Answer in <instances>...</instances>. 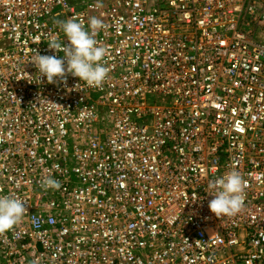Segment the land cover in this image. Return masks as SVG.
<instances>
[{
  "label": "built area",
  "instance_id": "built-area-1",
  "mask_svg": "<svg viewBox=\"0 0 264 264\" xmlns=\"http://www.w3.org/2000/svg\"><path fill=\"white\" fill-rule=\"evenodd\" d=\"M91 17L103 85L36 82L34 52ZM230 171L244 204L217 217ZM4 195L27 214L0 264H264V0H0Z\"/></svg>",
  "mask_w": 264,
  "mask_h": 264
},
{
  "label": "clouds",
  "instance_id": "clouds-1",
  "mask_svg": "<svg viewBox=\"0 0 264 264\" xmlns=\"http://www.w3.org/2000/svg\"><path fill=\"white\" fill-rule=\"evenodd\" d=\"M103 27V21L98 17H91L87 28L76 18L61 22L60 29L67 44L58 39L47 43L50 49L62 52L63 56L58 58L34 52L30 61L39 73L36 82L46 78L48 83H54L57 79L64 80L66 74H71L88 87H101L110 71L105 63L108 49L95 39L97 32ZM42 184L45 188L60 187L59 182L52 177H45ZM244 188L245 181L237 171H230L210 181L208 193L213 196L208 203L210 211L217 217L237 215L244 204ZM24 201L14 196H0V233L13 229L27 214Z\"/></svg>",
  "mask_w": 264,
  "mask_h": 264
}]
</instances>
